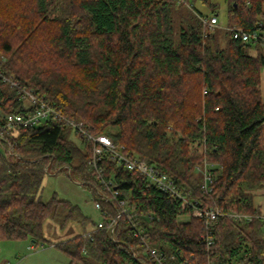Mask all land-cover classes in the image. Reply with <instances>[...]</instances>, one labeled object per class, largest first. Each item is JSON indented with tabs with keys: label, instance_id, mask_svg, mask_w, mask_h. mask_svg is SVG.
I'll use <instances>...</instances> for the list:
<instances>
[{
	"label": "trees",
	"instance_id": "trees-1",
	"mask_svg": "<svg viewBox=\"0 0 264 264\" xmlns=\"http://www.w3.org/2000/svg\"><path fill=\"white\" fill-rule=\"evenodd\" d=\"M196 1L0 0V71L65 119L168 174L200 208L229 214L208 248L191 206L104 155L105 178L167 264H264V220L230 216L262 208L254 199L264 191V46L234 39L230 29L264 33V0H227L226 28L205 25L217 14L196 9ZM36 108L0 78V126ZM92 146L65 120L4 133L0 241L52 245L45 222L79 211L56 195L43 201L47 174L68 175L92 191L101 214L116 216L117 206L89 185ZM80 218L87 229L56 243L70 264H156L125 218L113 236Z\"/></svg>",
	"mask_w": 264,
	"mask_h": 264
},
{
	"label": "built area",
	"instance_id": "built-area-1",
	"mask_svg": "<svg viewBox=\"0 0 264 264\" xmlns=\"http://www.w3.org/2000/svg\"><path fill=\"white\" fill-rule=\"evenodd\" d=\"M203 22L205 25L212 28L218 25L219 20L217 16H213L210 19H203ZM230 31L234 39L241 40L243 43L255 42L264 46V33H260L258 31L248 32L242 28H231ZM0 78L3 79L4 82L10 84L12 88L19 89L20 92H22V97L29 104L37 106L35 110L27 114H11L6 117L5 123L0 126V146L4 133L6 134L8 131L19 130L24 127H37L50 119L67 121L68 124L72 125L76 134H81L82 138L86 141H92L93 146L88 165L89 169L94 174V181H90L89 185L96 190L99 197L109 200L119 209L116 212V216H109L107 213L102 214L103 218L98 222L99 229H103L107 226L109 233L113 236L118 223L122 218H125L128 224H130L134 235L141 239V242L145 247V253L150 256L156 264H167V256L163 252H159L157 249L151 247L148 243V239L142 235L144 233V229L139 227V218L128 209L126 201L120 198L121 192L118 187L115 186L114 181L105 178V169L102 167V164L104 162V155H107L109 158L116 161L118 165L123 166L125 170L139 173L150 185L156 186L158 189L171 196L180 198L184 204L191 206L193 208L194 215L201 218L204 222L205 234H203V239L205 240L208 248L214 244V228L218 224L221 217L226 215L229 216V214H226L219 209L200 208L196 202L188 199L187 195L181 193L177 189L174 179L168 174L158 170L155 166L140 159L139 157L131 156L125 153L124 148L117 146L110 137L106 135L93 136L88 131L84 130L81 125L65 119L57 112L54 106L47 103L42 98H39L33 92L21 88L18 83L13 80V77H8L0 71ZM208 166V164L205 165V183L202 186L207 192H209V185L212 182ZM94 205L98 211H102L101 203L99 201H95ZM230 216L235 220H264V215L258 213L251 215L234 213L230 214ZM151 217L152 215H148V218ZM104 218H107V221H105ZM151 219H153V217ZM185 264H188V262L186 261Z\"/></svg>",
	"mask_w": 264,
	"mask_h": 264
},
{
	"label": "rangeland",
	"instance_id": "rangeland-1",
	"mask_svg": "<svg viewBox=\"0 0 264 264\" xmlns=\"http://www.w3.org/2000/svg\"><path fill=\"white\" fill-rule=\"evenodd\" d=\"M211 5H204L197 0L194 7L201 12L212 15L217 14L219 19L218 28H226L227 0H210ZM262 98L264 101V71L262 79ZM68 137L77 141L75 134L69 131ZM68 201L79 210L73 217L66 220L49 219L44 224L43 236L53 244L33 242V240H3L0 241V264H70V258L61 251L56 243L73 238L84 232L85 226L80 222V217H85L89 224L102 220V214L95 208V197L89 188L80 185L68 175L45 176L42 185L41 197L43 201H50L54 196ZM255 204L262 206L264 210V191H258L255 196ZM189 217L184 216L181 221H187ZM87 227V226H86ZM33 246V247H31Z\"/></svg>",
	"mask_w": 264,
	"mask_h": 264
},
{
	"label": "crops",
	"instance_id": "crops-1",
	"mask_svg": "<svg viewBox=\"0 0 264 264\" xmlns=\"http://www.w3.org/2000/svg\"><path fill=\"white\" fill-rule=\"evenodd\" d=\"M261 214L264 215V210H263V208H261ZM31 247H33V246H31Z\"/></svg>",
	"mask_w": 264,
	"mask_h": 264
}]
</instances>
